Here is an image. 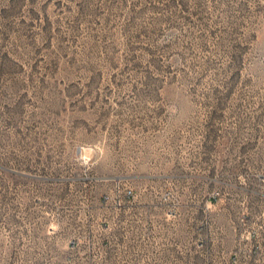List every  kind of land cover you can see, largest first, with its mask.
<instances>
[{
  "label": "rangeland",
  "instance_id": "374dc122",
  "mask_svg": "<svg viewBox=\"0 0 264 264\" xmlns=\"http://www.w3.org/2000/svg\"><path fill=\"white\" fill-rule=\"evenodd\" d=\"M255 191L264 0H0V264L263 263Z\"/></svg>",
  "mask_w": 264,
  "mask_h": 264
},
{
  "label": "crops",
  "instance_id": "0c3cea01",
  "mask_svg": "<svg viewBox=\"0 0 264 264\" xmlns=\"http://www.w3.org/2000/svg\"><path fill=\"white\" fill-rule=\"evenodd\" d=\"M256 193H261V195H264V192H260V191H255ZM201 241L199 242V246H204V249H201V252L204 251L206 254H208V257H206V259H204V261H199L200 259L197 260L196 263L193 264H237V256L235 254V252L231 249L230 253L228 255V258H225L224 261H217L216 258H214V260L210 257V245L206 244L207 242H205L204 240L200 239ZM206 245V247H205ZM199 251V250H198ZM256 255V250L254 249V251H252V262L251 264H257L255 263V261H257V258L254 257ZM216 256L218 257V254H216ZM263 263H258V264H264V258L262 259Z\"/></svg>",
  "mask_w": 264,
  "mask_h": 264
}]
</instances>
